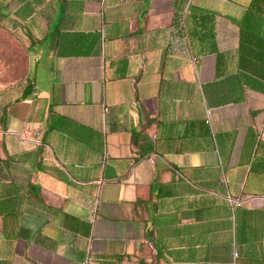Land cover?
I'll list each match as a JSON object with an SVG mask.
<instances>
[{"label":"crops","instance_id":"crops-1","mask_svg":"<svg viewBox=\"0 0 264 264\" xmlns=\"http://www.w3.org/2000/svg\"><path fill=\"white\" fill-rule=\"evenodd\" d=\"M0 26L26 59L0 264H264V0H0Z\"/></svg>","mask_w":264,"mask_h":264},{"label":"rangeland","instance_id":"rangeland-1","mask_svg":"<svg viewBox=\"0 0 264 264\" xmlns=\"http://www.w3.org/2000/svg\"><path fill=\"white\" fill-rule=\"evenodd\" d=\"M25 53L19 39L0 26V84L8 86L23 76Z\"/></svg>","mask_w":264,"mask_h":264},{"label":"trees","instance_id":"trees-1","mask_svg":"<svg viewBox=\"0 0 264 264\" xmlns=\"http://www.w3.org/2000/svg\"><path fill=\"white\" fill-rule=\"evenodd\" d=\"M29 92H30L29 89H27V90H26V94H28Z\"/></svg>","mask_w":264,"mask_h":264}]
</instances>
